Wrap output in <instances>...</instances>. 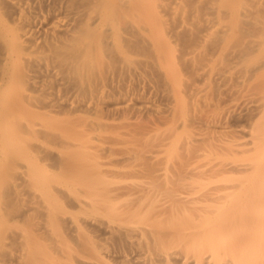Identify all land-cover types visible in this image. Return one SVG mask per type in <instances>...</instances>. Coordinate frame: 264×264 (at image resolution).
<instances>
[{
  "label": "bare ground",
  "instance_id": "6f19581e",
  "mask_svg": "<svg viewBox=\"0 0 264 264\" xmlns=\"http://www.w3.org/2000/svg\"><path fill=\"white\" fill-rule=\"evenodd\" d=\"M235 73L249 152L201 170L199 91ZM262 184L264 0H0V264H264Z\"/></svg>",
  "mask_w": 264,
  "mask_h": 264
},
{
  "label": "rangeland",
  "instance_id": "374dc122",
  "mask_svg": "<svg viewBox=\"0 0 264 264\" xmlns=\"http://www.w3.org/2000/svg\"><path fill=\"white\" fill-rule=\"evenodd\" d=\"M231 79L232 80H228L225 82L226 86H224V87L222 86V92L218 91V89L215 88L216 85L214 87L213 83L208 81L207 83L209 84V87H208V85L207 86L204 85L205 87L201 88L203 90V92L199 91V94H198V108H199L198 111H200L199 112L200 123H198V148L200 151H195V152L196 153L198 152V167L201 170H204L205 167H207L208 165H211L212 162L216 163V161L219 162V161H225V160H228V161L233 160V159L241 156L242 154L244 155V154L249 152V151L245 152L244 150L246 149V147H244V149H243L242 148L243 146L239 147V149L242 148L243 151H242V149L236 150V148L238 149V147H235V144L244 142L246 140L247 135L253 131V129L251 128V125H249L245 121H239L237 119H234L233 116L230 117L229 115H230V113L233 114V112L241 111L246 106L247 101L250 100L254 96V94H253L254 85L252 86V84H250V81H247V83L243 84V85H241V83L238 84L239 81H237V80H242V79L237 76V73H235ZM229 111H231V112H229ZM230 143H232L233 146L232 145L226 146V145H229ZM232 150H234V151H232ZM68 152H70V151H68ZM78 152L80 153L81 151H78ZM89 152H91V153L93 152L92 154L94 157H92V154H89ZM95 152H98V151H85V153L91 155L89 161H87L88 165L93 164L92 166H94V164L97 162L98 165L102 164L100 167H103V169L106 170L107 168H104V167H107V166L110 167L111 165L115 164L114 160L118 157V156H116V154L119 155V157H120V155L123 156V154H127V152L129 154L133 153L132 155H134V153L137 154L138 158H137V155L130 157L132 160H130V158H128L129 155H127L128 156L127 158L130 160V162L127 163V165L130 166V165H132L130 163H133V166H134V163L136 165L138 163L141 164V162L144 163V160H142V159L140 160V158L141 157L146 158L145 154H148L151 151H132V153L129 151H99L98 154H100V152H101L102 156L99 155L97 157H95L96 156ZM154 152H156V153L159 152V153H158V155L156 153H153V154H156V157H155V155L149 156L150 155L149 154L148 157L150 159L146 158L147 159L146 161L148 162V164H149V162L153 163V161H155L156 163H158L157 161L161 162L163 159H166L165 158L166 154L169 157V154L175 153L176 151H154ZM177 152L178 153L181 152V154L184 153V155H186L185 151H177ZM187 153H188V151H187ZM142 155H144V157ZM113 157H114V159H113ZM128 159H127V161H129ZM98 161H100V163H98ZM101 161L102 162L107 161V163L110 162V164L106 163L107 164L106 165L105 163L103 164ZM146 161H145V164L147 163ZM143 163L141 165H144ZM120 164H122V163H120ZM58 167L59 166H57V171L59 172L60 167H59V169H58ZM139 182H140V180L139 181L137 180V184ZM234 182H237V181H234ZM234 182L232 181V183H230V182H226V183L223 182V183H225V184L230 183L232 185ZM198 183H199L198 185H200V186H198V190H200L201 193L205 192V191L207 192L208 187H209V189H211V187L214 188L217 185H220L221 187L224 186L222 182L220 183V182L215 181L211 178L203 179V181L201 180ZM200 183H202V184H200ZM203 183H205V184L203 185ZM217 189L219 190V188L216 187L215 191H217ZM230 190H229L230 191L229 197L236 196V194L238 193L235 189H234L235 193L233 192L232 188ZM257 190L259 192H260V190H261V192H263L264 191V184H262V187L256 188V191ZM211 191H212V189H211ZM213 191H214V189H213ZM127 198L128 197L122 198L120 200V203L125 202L123 205H126V202L130 203L131 200H129ZM206 198H208V197H206V196L203 197L204 201ZM168 214H162L160 216V219L161 220L165 219V222H167L168 219L166 220V217ZM170 215H168V216H170ZM163 217H165V218H163ZM161 220H159V221L162 222ZM164 224H165L164 221L162 224H158L156 222L157 226L155 228V231H158L160 229V233L165 232L164 227H167L168 225L167 224L164 225ZM256 229H257V231L260 230L259 232L263 233V235H264V230H263L264 224L257 226ZM88 236H87L88 239L85 238V240H84V242L86 244H89V242H90V244L92 245V243H94L93 240L96 239L98 243L100 240H101V242H104L103 243L104 247H106L110 250H115V251H122L123 250V251H125L128 249V247L126 249V246H127L126 244L119 245L120 248H118L119 243L116 244L117 247L115 245V247H116L115 248L113 246L114 244H113L112 239L108 240V239H106L107 237H105V238L102 237L103 240L99 238V241H98V238H95V236L93 234H90ZM110 243H112V245ZM114 243H116V242H114ZM90 244H89V246H91ZM99 245H100V243H99ZM111 246H113L114 248ZM123 246H124V248H123ZM100 247H102V245ZM106 248L103 249V251H105Z\"/></svg>",
  "mask_w": 264,
  "mask_h": 264
}]
</instances>
